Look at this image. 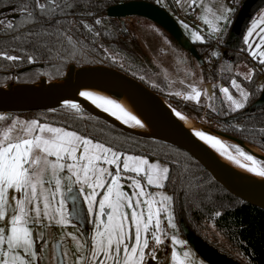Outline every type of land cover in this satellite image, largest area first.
I'll list each match as a JSON object with an SVG mask.
<instances>
[{"label":"snow or ice","instance_id":"1","mask_svg":"<svg viewBox=\"0 0 264 264\" xmlns=\"http://www.w3.org/2000/svg\"><path fill=\"white\" fill-rule=\"evenodd\" d=\"M184 2L189 8L203 7L202 18L216 33L222 29L213 21L228 22L226 14L232 11L223 5H206L204 0ZM68 7L71 5L65 4L61 8L57 0H47L46 3L35 0L33 11L38 10L50 20L57 12L63 14ZM14 10L35 20L28 5ZM209 13L213 20L208 19ZM95 23L100 24L101 20L96 19ZM183 26L188 28L187 24ZM13 27V21H7V28ZM85 27L91 29L90 25ZM253 36H258V42L250 41ZM192 39L202 41L204 36L193 32ZM243 41L251 54L264 64V13L252 20ZM0 56L10 61L20 59L6 52H0ZM28 59L32 61L33 57ZM245 79H251V74H246ZM231 85L239 93V99L234 98L228 87H221L220 91L229 102L230 111L236 112L245 108L250 93L235 78ZM189 87L191 91L184 98L199 102L202 91L206 90L195 85ZM79 96L125 125L145 127L137 115L110 96L87 90L80 91ZM64 105L77 114L84 112L77 101L65 100ZM173 111L185 119L179 111ZM6 118L0 114V122ZM12 124L21 126L19 135L10 134L11 126L0 133V264H44L48 236L40 228L53 225L60 229L70 226L74 230L57 233L52 244L55 264H151L152 260H157L158 247L163 249L169 237L172 246L170 264H203V261L194 259L186 247L187 241L178 236L173 196L149 190L165 187L170 174L168 166L150 161L145 154H130L129 150L96 140L67 126H54L36 119L20 121L18 118ZM193 131L195 136L241 168L264 177V162L256 156L239 145H228L206 131ZM73 187H78L83 194L86 215L92 225L90 230L82 224L85 214L77 205L76 197H73V208L67 207V193ZM66 238L71 239L70 249L64 246ZM37 239L44 243L37 244Z\"/></svg>","mask_w":264,"mask_h":264},{"label":"trees","instance_id":"2","mask_svg":"<svg viewBox=\"0 0 264 264\" xmlns=\"http://www.w3.org/2000/svg\"><path fill=\"white\" fill-rule=\"evenodd\" d=\"M126 1L129 0H57L61 8L65 4L71 7L65 8L63 14L57 12L49 20L38 10L33 11L35 0H0V21L4 22L0 23V52L20 57L19 60L10 61L0 56V86L9 83L10 77L14 83H32L42 77L60 78L65 75L70 64L84 66L99 63L96 61L100 57L98 46L93 45L88 50L84 38L98 34L114 47L118 36L107 28V20L114 18L107 17L106 10L111 5ZM230 1L234 9L230 34L222 32L216 37L208 35L204 41L193 43L203 59L201 65L206 82H220L231 87V80L235 78L250 93L245 108L230 111L217 86L212 89L215 110L190 105L180 98L161 96L175 100L197 113L208 111L212 118L219 121L221 127L217 129L264 151V105H254L262 92L257 87V82L264 78V64L255 61L254 73L249 81L235 73L236 64L249 59L242 39L245 26L238 36H234L232 32L234 21L248 0ZM42 2L46 3L47 0ZM22 5L29 6L35 20L14 10ZM263 6L264 0H255L251 17ZM9 17L13 21L12 29H8L4 21ZM96 19H100L101 23L96 24ZM57 21L61 23L57 24ZM86 24L91 29L85 27ZM94 37L98 39L97 36ZM234 37L236 41H233ZM214 52L218 55H213ZM29 56L33 57L32 61H29ZM111 63L108 65L114 67ZM221 64L224 66L223 70L220 69ZM183 112L188 114L187 110ZM26 114L41 123L48 122L78 130L96 140L129 150L130 154H145L150 159L166 162L170 174L164 188L173 196V208L179 226L184 221L204 241L242 262L221 249L204 232L207 222L213 221L230 244L248 258V263L242 262L243 264H264V210L231 194L189 153L159 140L125 132L85 110L77 114L62 106ZM217 212L220 213L219 216L216 215ZM181 233L184 236L182 229ZM158 254L161 257L162 252L158 251Z\"/></svg>","mask_w":264,"mask_h":264},{"label":"water","instance_id":"3","mask_svg":"<svg viewBox=\"0 0 264 264\" xmlns=\"http://www.w3.org/2000/svg\"><path fill=\"white\" fill-rule=\"evenodd\" d=\"M254 4L255 0H248L239 12L232 28L234 36L240 35L243 31L246 22L251 17ZM106 14L107 17L114 19L139 16L152 20L167 31L200 64H203V59L194 43L185 35L178 21L159 4L146 0H129L109 6ZM85 81L102 83L116 90L142 119L150 123L154 134L135 130L110 119L104 114H94L84 109L85 111L104 119L125 132L159 140L184 150L231 194L264 210V203L260 201V198H264V177L253 176L236 166L210 159L203 144L152 99L150 93L154 91L115 67L104 64L84 66L70 64L65 75L57 79L42 77L32 83L9 82L0 86V114L12 117L16 113L51 110L65 106V100H74L82 105L83 100L79 96V89L81 83ZM254 105H264V88ZM170 107L175 109L171 105ZM195 120L212 134L222 136L230 145H239L248 152L251 150L244 148L243 143L259 149L233 135ZM259 151L255 153L264 161V151L261 149ZM180 226L190 246L208 264H243L204 241L184 221L180 222ZM159 258L160 254H157V260H152L151 264H158Z\"/></svg>","mask_w":264,"mask_h":264},{"label":"rangeland","instance_id":"4","mask_svg":"<svg viewBox=\"0 0 264 264\" xmlns=\"http://www.w3.org/2000/svg\"><path fill=\"white\" fill-rule=\"evenodd\" d=\"M155 3L159 4L163 8H165L179 23L181 29L185 33V35L192 42H201L194 41L192 39L193 32H198L200 35L204 36V40L208 35L217 36V34L213 30L212 25L205 23L202 18L204 14V8L197 5L195 8H189L182 0V2L178 3L177 0H154ZM206 5H223L226 8L231 9L232 4L230 0H204ZM197 10L199 13L200 20L205 24L204 27H199L192 21V16ZM213 11H216V8L213 7ZM264 13V8L262 10L257 11L254 16L250 18L244 28V34L247 33V28L251 26V22L253 19H258L260 14ZM229 18L230 12L226 14ZM208 19L213 20L211 13L208 14ZM11 20L12 18H7L4 21ZM103 20V19H102ZM213 23L218 24V26L223 30L226 22L224 21H213ZM233 23V18L229 22V25L223 30L224 34L229 33L230 26ZM187 24L188 28L186 29L183 25ZM107 28L111 29L118 36L116 45L110 46L103 37L101 38L98 34L96 39L94 36H88L84 38V42L87 45L88 50L92 49L93 45L98 46L99 59L96 61L99 62L97 64L108 65L110 62L115 68L120 69L130 76L134 77L141 83H143L148 89L155 90L158 94L166 95L168 97L177 98L180 92L186 93V95L191 91L189 85H195L199 89L206 90V92L202 91L201 98L199 102L194 100H187L186 103L190 105H201L205 110H215L214 102H213V93L209 92L208 88L205 85L206 79L204 75V71L202 65L185 49H183L177 41L161 26L157 23L153 22L150 19L132 16L126 17L124 19H111L107 20ZM230 34V33H229ZM243 39V37H242ZM202 40V41H204ZM250 41L258 42V36H253L250 38ZM248 60H243L236 64L235 73L239 74L243 79H245L246 74H251V78L253 76L254 70L253 66L256 65L255 61L260 62L258 57H254L251 54V51L248 49ZM259 51V50H257ZM213 64V62H211ZM96 65V64H94ZM109 66V65H108ZM220 69L223 70V64L220 65ZM49 79V78H48ZM250 80V79H246ZM8 82H14L13 78L10 77ZM219 88L225 87L221 84L215 83ZM242 87V86H241ZM244 88V87H242ZM235 89V88H234ZM245 89V88H244ZM229 91L232 93L234 98L239 99V93L233 90ZM221 92V91H220ZM156 94V93H155ZM157 94V95H158ZM225 103L227 106L229 102L224 97V94L221 92ZM159 96V95H158ZM161 97V96H160ZM211 97V99H210ZM164 100L169 103L173 108L179 110L184 115L195 118L198 121L205 123L207 125L213 126L215 128H220V123L215 118H212L208 111H204L203 114L197 113L190 108H185L183 104H179L175 100H168L164 98ZM169 101V102H168ZM200 103V104H198ZM229 108V106H228ZM183 110H187L188 114H185ZM6 116V115H5ZM0 122V133L8 129L10 126L12 127L11 135L16 136L20 134V125L16 124L13 126L12 122L14 119L18 118L20 121H30L31 117L26 113H16L12 117H8ZM235 151V149H232ZM149 158V157H148ZM152 162H159L162 165H169L161 161L159 159H150ZM261 161V160H259ZM263 162V161H262ZM150 191H163L165 194L170 195V193L165 189H156L150 188ZM67 207L69 209L73 208V197H76V203L81 209L82 213L85 214V218L82 221V224L86 230H90L92 225L89 223V217L86 215V203L83 201V194H81L78 190V187H73L72 191L67 193ZM174 209V208H173ZM175 216V213H174ZM75 219V218H74ZM175 222L178 226V236L180 239L187 241L185 236L182 235L179 223L175 216ZM166 226V220H165ZM40 230L44 231L47 236V252L46 260L44 264H55V256L52 248V244L56 240L57 233H62L63 231H74L70 226L67 229H60L58 226H50L48 228H40ZM204 232L207 236L221 249L230 253L237 259L242 262L248 263V258L245 257L242 253H240L237 249H235L228 239L220 232L213 221H208L206 224V228ZM43 241L37 239V244H42ZM65 248L70 249L72 247V242L70 238H66ZM171 241L170 237L165 241V247L163 249H159L158 251L162 252L161 257L158 260V264H170V251H171ZM187 249H190L194 255V259L199 262L203 261V264H208L201 256H199L195 250L190 246L187 241L186 245ZM181 246H177V249L180 250ZM157 251V254H158ZM71 256V252H69ZM167 257V260H166Z\"/></svg>","mask_w":264,"mask_h":264},{"label":"bare ground","instance_id":"5","mask_svg":"<svg viewBox=\"0 0 264 264\" xmlns=\"http://www.w3.org/2000/svg\"><path fill=\"white\" fill-rule=\"evenodd\" d=\"M85 90L93 91V92L100 94V95L110 96L113 99L117 100L126 110L137 115L144 122L145 127H143V128H139V127H131V128L138 130V131H141V132H144V133H147V134H154V131H153L150 123L145 121L144 119H142L127 104V102L123 99V97H121V95L116 90H114L113 88H111L105 84H102V83L93 82V81H85V82L81 83L79 92L85 91ZM150 96L159 105V107H161L164 111L169 113L177 122H179L183 127H185L193 135V137H195L197 140H199L203 144V146L205 148V152L210 159L217 161V162H222L225 164H230V165L236 166V167L240 168L241 170L247 172L250 175L257 176L254 173L248 172L247 170L241 168L238 164L234 163L232 160H229L225 155H222L221 152L217 151L216 148H213L210 144L206 143L205 141H203V140L199 139L197 136H195L194 131H193L194 129L203 130V131H206L207 133H209L210 135H214L211 132H209V130H207L204 126L199 124V122H197L195 119L188 117V116L184 115L182 112H180L179 110L175 109L176 111H179L185 117V119H181L180 117L175 115V112L173 111V109L170 107V105L162 97L158 96L154 92H151ZM81 98L83 100V103H82L83 109L89 110L94 114H104V115L108 116L110 119L123 124L121 121L117 120L115 117H113V116L109 115L108 113L104 112L103 110L95 107L93 104H91L90 101L86 100L83 97H81ZM126 126L130 127L129 125H126ZM214 136L220 138L226 144L230 145L228 143V141L226 139H224L222 136H219V135H214ZM242 146L244 148H246L247 150H251L249 152L248 151H246V152L256 156L258 160H261L257 156V153H255V152H260L259 149L252 148L249 145L244 144V143L242 144ZM232 151L235 152L234 150H232ZM261 161H263V160H261ZM234 184H237V183H234ZM260 201L264 203V198H260Z\"/></svg>","mask_w":264,"mask_h":264},{"label":"crops","instance_id":"6","mask_svg":"<svg viewBox=\"0 0 264 264\" xmlns=\"http://www.w3.org/2000/svg\"><path fill=\"white\" fill-rule=\"evenodd\" d=\"M264 8V6L260 9V10H262ZM232 9V11L230 12V15H229V18H228V22H226V25H225V27H224V29L229 25V22L231 21V19L233 18V11H234V9H233V7L231 8ZM196 14H198L199 12L197 11V10H195L194 11ZM194 13V14H195ZM254 16V15H253ZM236 20V19H235ZM235 22V21H234ZM223 29V30H224ZM223 30L221 31V33L223 32ZM244 34V33H243ZM233 39V41H236V39H235V37L234 38H232ZM246 48H247V46H246ZM248 51V50H247ZM237 75H239V74H237ZM239 77L240 78H242L240 75H239ZM243 79V78H242ZM243 80H246V79H243ZM246 81H248V80H246ZM237 83H239L240 84V82H238L237 81ZM218 84V83H217ZM219 84H221L220 82H219ZM205 85H206V87L208 88V90H209V92H211V94L213 93L212 92V89L216 86V84L215 83H213V82H205ZM222 85V84H221ZM241 85V84H240ZM224 86V85H223ZM242 86V85H241ZM225 87H228L230 90H233V91H235V89L232 87V85H231V87H229V86H225ZM243 87V86H242ZM246 91H247V89H245ZM220 91V90H219ZM221 93V92H220ZM222 95V94H221ZM186 96V93H184V92H180L179 94H178V97L177 98H180V99H182L184 102H187V99H185L184 97ZM198 104H200V103H198ZM195 105H197V104H195ZM197 106H201V105H197ZM32 119H35V118H31V120ZM54 126H56V125H54Z\"/></svg>","mask_w":264,"mask_h":264},{"label":"built area","instance_id":"7","mask_svg":"<svg viewBox=\"0 0 264 264\" xmlns=\"http://www.w3.org/2000/svg\"><path fill=\"white\" fill-rule=\"evenodd\" d=\"M192 21L198 25L199 27H204L205 24L200 20L199 18V15L198 14H193L192 16ZM218 35V34H217ZM257 87L261 90H263L264 88V78L260 79L258 82H257Z\"/></svg>","mask_w":264,"mask_h":264}]
</instances>
